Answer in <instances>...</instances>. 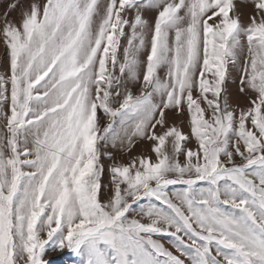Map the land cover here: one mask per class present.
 Returning a JSON list of instances; mask_svg holds the SVG:
<instances>
[{
    "label": "snow or ice",
    "instance_id": "6c2138e0",
    "mask_svg": "<svg viewBox=\"0 0 264 264\" xmlns=\"http://www.w3.org/2000/svg\"><path fill=\"white\" fill-rule=\"evenodd\" d=\"M251 3L246 25L234 0H34L18 22L7 5L0 264H45L49 243L82 264H264V0ZM245 48L237 109L225 84ZM168 110L187 113L195 149ZM137 139L154 158L114 162L102 199L101 143L130 153Z\"/></svg>",
    "mask_w": 264,
    "mask_h": 264
},
{
    "label": "rangeland",
    "instance_id": "374dc122",
    "mask_svg": "<svg viewBox=\"0 0 264 264\" xmlns=\"http://www.w3.org/2000/svg\"><path fill=\"white\" fill-rule=\"evenodd\" d=\"M17 2V0H0V22H2L3 14L7 9V5L10 3ZM19 2V8L17 11L13 12L11 14V19L14 21L20 20V12L21 10L27 9V7L34 2V0H18ZM104 0H101V4H103ZM234 3L236 5V13L239 15L241 22L245 25L248 22L249 16L252 14V8L253 5L251 3V0H234ZM136 9H131L127 11L125 18L128 19L130 22L134 20L136 15ZM140 13L143 16L144 20H146L149 24L153 23L154 16H155V9H150L147 7L141 8ZM125 32L130 34L131 28L126 27ZM127 35L122 38L121 40V59L123 58V47L127 45ZM146 50L142 51L140 53V59L143 61L146 59ZM247 55L246 48L245 50L240 54V59L235 63H230L228 65V72L229 76L226 80V92L224 95H227L229 97V102L234 108H246L248 106V100L247 97H245L243 94L239 93L238 87H239V74L241 69V64L243 62V58ZM9 68V55L5 51V47L2 41H0V74H4L8 71ZM164 69H161L160 74L164 75ZM119 73L117 72V75ZM141 79H142V69H141ZM128 87L132 89L133 93L135 95L139 94V82H131L128 84ZM123 91V89H121ZM194 96L198 93L194 90ZM158 99V98H157ZM118 106V105H114ZM7 111V105L0 104V112H6ZM167 120L169 125L175 124L178 128L182 129V131L189 135L190 139L186 144V147L195 149L196 142L193 138H191L190 134V126H189V120L187 118V113L177 114L173 110L167 111ZM98 121L99 124L103 127L110 123V119L107 115L103 113L102 110L98 111ZM3 123V118L0 116V124ZM116 132L121 131V125L119 123V120L117 119V122L115 124ZM159 126L157 127V131H159ZM115 145V146H114ZM101 159L100 163L105 166V170L101 176V184H102V191H101V198L107 199V197L110 194L111 190V173L109 171L110 166L114 162H120L124 163L127 162L131 157H137L140 155H152L154 158V154L151 152V142L146 140H140L137 139L136 146L133 148V150L129 152H125L122 150L120 144L118 142L109 141L107 143H101ZM110 152L112 154L111 158H109L106 154ZM181 160H183V156L180 157ZM237 160H239V157H237ZM27 171V169H25ZM207 185L201 182L198 187H206ZM184 186L182 184H177L174 186H169V193L180 191ZM154 202V201H153ZM141 203L147 205L149 203V198H144ZM231 210V209H229ZM132 215H136V213H132ZM41 235H45L42 233ZM161 240L162 243H164L165 247L172 250L174 253H176V249L171 244V238L170 237H157ZM179 255V253H176ZM183 258V257H182ZM45 264H82L83 257L80 256L75 251L69 249V248H53L52 244L49 243V245L46 248L45 254L42 257ZM186 264H188V261L186 260Z\"/></svg>",
    "mask_w": 264,
    "mask_h": 264
}]
</instances>
